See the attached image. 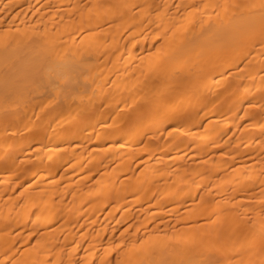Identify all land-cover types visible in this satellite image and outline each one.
<instances>
[{
  "label": "bare ground",
  "instance_id": "bare-ground-1",
  "mask_svg": "<svg viewBox=\"0 0 264 264\" xmlns=\"http://www.w3.org/2000/svg\"><path fill=\"white\" fill-rule=\"evenodd\" d=\"M0 264H264V0H0Z\"/></svg>",
  "mask_w": 264,
  "mask_h": 264
}]
</instances>
